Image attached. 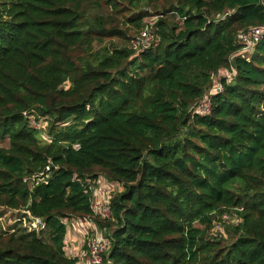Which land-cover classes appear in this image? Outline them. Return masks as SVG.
Instances as JSON below:
<instances>
[{
    "label": "trees",
    "instance_id": "obj_1",
    "mask_svg": "<svg viewBox=\"0 0 264 264\" xmlns=\"http://www.w3.org/2000/svg\"><path fill=\"white\" fill-rule=\"evenodd\" d=\"M149 10L153 41L135 49ZM250 26L262 0H0V218L18 212L0 264L83 263L87 246L67 242L83 221L105 240L98 264H264V38L241 53ZM100 178L120 186L108 217L92 207Z\"/></svg>",
    "mask_w": 264,
    "mask_h": 264
},
{
    "label": "built area",
    "instance_id": "obj_2",
    "mask_svg": "<svg viewBox=\"0 0 264 264\" xmlns=\"http://www.w3.org/2000/svg\"><path fill=\"white\" fill-rule=\"evenodd\" d=\"M239 42L242 45L240 52L245 54L249 53L257 43H259L264 38V27L260 26H250L244 31H241L238 35ZM153 41V36L149 33L148 29L145 27L141 29L139 35L135 38H132L131 45L133 48L137 49L140 47H148L150 46L151 42ZM227 72V71H226ZM225 71L220 72L217 75H214L212 85L208 91V93L204 96L198 107H196V111L200 114H208L210 111V96L213 93H218L222 90V85L220 82V77H226V79H231L233 76V72L229 71V74H224ZM30 126L34 128H40L33 119H29ZM77 148L78 145H75ZM48 169V168H46ZM96 194V193H95ZM94 203V202H93ZM97 205V204H96ZM93 207V211L95 214L101 215V217H108L109 211L108 207H106L107 213L101 214L96 211L97 208ZM101 210V209H100ZM223 218L225 220L228 219V215H224ZM30 227H36L40 225L41 222L38 219L37 222H33L30 218ZM217 226V225H215ZM91 228V229H90ZM90 228L84 234V246H87L88 252L85 255L84 262L81 264H98L101 261V253L105 249V240L102 236V233L98 230L95 225L90 224Z\"/></svg>",
    "mask_w": 264,
    "mask_h": 264
},
{
    "label": "rangeland",
    "instance_id": "obj_3",
    "mask_svg": "<svg viewBox=\"0 0 264 264\" xmlns=\"http://www.w3.org/2000/svg\"><path fill=\"white\" fill-rule=\"evenodd\" d=\"M262 3L264 4V0H262ZM149 11H150V16H146L142 19V27L141 28L143 29L146 27L148 29V31H150V30L152 31V29L156 27V22L158 21V19H160V16L155 15L152 10H149ZM117 17H118V19H122V17L120 15H117ZM161 17H163V16H161ZM167 19L169 21L174 20V21H177L178 23H180V20L173 15H171L170 17L167 16ZM120 27H122V25H120ZM124 29H125V27H124ZM140 29H134L131 33V36L132 37L134 36L133 38L137 37L139 35V32L141 31ZM151 31H150V33H152ZM110 42L114 43L117 46L127 44V42H125L123 40H119L118 38H113L111 41L106 42V44H109ZM130 43H128V44L130 45ZM226 73L229 74L228 71L225 72L224 74H226ZM42 124H43V128H41V129H44V126L46 125V123H42ZM41 137H43V139L47 138V136L45 134H42ZM7 145H8V139L7 138L0 141L1 147H7ZM30 183L31 182H29V184ZM119 188H120L119 185L113 186L112 184L107 183L103 178H100L97 181L94 191L96 193V196H98V198L97 199L95 198V201L92 204V206L97 208L96 211L98 213L100 212L101 214H103L104 211H105V213H107V210H106L107 205L105 204V201L107 198L106 196L108 193H112L113 191H119L120 190ZM21 212H23V211H21ZM17 213H18L17 210H9V211L5 212V215H3L2 218H0V224L2 225V227L5 228V227H7V225L13 223L14 217L16 216ZM230 220H234V218H232L230 216ZM223 222H224V218L222 217L220 221L216 222L215 225H217V226H214L213 228L210 229V232L211 233H218V232L223 231V228H222ZM86 223H87L86 221H83L84 225L78 224V226L81 227V232L79 234L78 233H76V234L80 235L82 232L85 234V232L90 228L89 224L87 225ZM26 224H27V222L25 223V225ZM96 227L100 231L99 227L98 226H96ZM83 228H85V231H83ZM73 238H74V236H73ZM81 242H82V239L79 241V243L76 240H73L72 238L68 239L69 252L72 253L73 255L76 254L78 257H81L83 252H84L80 246ZM83 244H84V239H83L82 246H83Z\"/></svg>",
    "mask_w": 264,
    "mask_h": 264
},
{
    "label": "crops",
    "instance_id": "obj_4",
    "mask_svg": "<svg viewBox=\"0 0 264 264\" xmlns=\"http://www.w3.org/2000/svg\"><path fill=\"white\" fill-rule=\"evenodd\" d=\"M78 224L79 223H77V222H74V223L70 222L69 223L67 242H68V239H70V238H72L73 240H76L78 243L82 239V242H81V245H80L81 248H82L84 233L82 232L80 235H78L81 232V227L78 226ZM79 225H81V224H79ZM82 225H84V224L82 223ZM83 231H85V228H83ZM76 233H78V234H76ZM73 236H74V238H73Z\"/></svg>",
    "mask_w": 264,
    "mask_h": 264
},
{
    "label": "water",
    "instance_id": "obj_5",
    "mask_svg": "<svg viewBox=\"0 0 264 264\" xmlns=\"http://www.w3.org/2000/svg\"><path fill=\"white\" fill-rule=\"evenodd\" d=\"M45 170H46V169H45ZM45 170H44V171H45ZM30 218L32 219L33 222H37V221H38V218H37V217H32V216H30Z\"/></svg>",
    "mask_w": 264,
    "mask_h": 264
}]
</instances>
